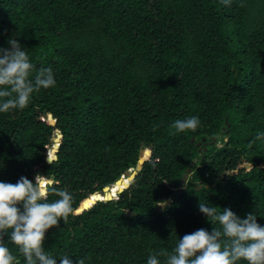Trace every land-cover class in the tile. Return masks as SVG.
Listing matches in <instances>:
<instances>
[{"label": "trees", "instance_id": "trees-1", "mask_svg": "<svg viewBox=\"0 0 264 264\" xmlns=\"http://www.w3.org/2000/svg\"><path fill=\"white\" fill-rule=\"evenodd\" d=\"M10 38L56 83L0 113V181L40 175L73 195L75 213L46 233L57 260L147 264L212 231L201 201L264 226V141L251 143L264 132V0H0V48ZM194 116V131L170 127ZM144 147L129 189L100 199Z\"/></svg>", "mask_w": 264, "mask_h": 264}, {"label": "clouds", "instance_id": "clouds-1", "mask_svg": "<svg viewBox=\"0 0 264 264\" xmlns=\"http://www.w3.org/2000/svg\"><path fill=\"white\" fill-rule=\"evenodd\" d=\"M222 3L229 4L230 0ZM8 45L0 48V113L25 109L35 93L56 83L52 68L37 70L28 49L22 48L17 39L10 38ZM199 126L195 116L177 119L170 125L180 133ZM256 140L264 141V132L251 143ZM53 148L54 145L50 151ZM49 196L57 199L50 201ZM73 203L69 191L58 189L40 175L35 182L23 176L15 184L0 181V264H21L5 242L6 236L22 255L24 264H85L84 259L74 260L68 255L57 260L44 248L46 233L75 213ZM198 207L213 225L212 231L201 228L185 234L171 251L161 249L150 255L147 264H264V226L257 223L255 213L242 219L230 208L221 210L205 201Z\"/></svg>", "mask_w": 264, "mask_h": 264}, {"label": "water", "instance_id": "water-1", "mask_svg": "<svg viewBox=\"0 0 264 264\" xmlns=\"http://www.w3.org/2000/svg\"><path fill=\"white\" fill-rule=\"evenodd\" d=\"M226 129V127L224 128V130ZM206 140L204 139L203 142L204 144L208 145V143L205 142ZM60 138H57L55 140V144H54V148L50 151L49 153V157H48V162H52L55 160V155L58 153L59 151V146H60ZM214 142H210V144H213ZM203 143H199L198 147H200ZM208 148L207 147H203L202 149L200 148V153L202 152H207ZM150 150L147 148H143L140 152V157H139V162L136 166V169H132L128 172H126L124 174V176L118 180L115 184V186L113 187H106L104 189V196L101 195L100 199H105L108 201H112V200H117L118 199V195L121 194L122 192H124L125 190L129 189L130 185L134 182V180L136 179V177L138 176L139 172H141L143 170L144 164L149 160L150 158ZM203 158H205V156H203ZM190 170H188L189 172ZM189 178V174L186 173L182 179L181 182V188L179 189V193H183L185 192V185L187 182V179ZM197 190L200 189V187L196 188ZM171 202L167 201L164 203H160L157 205L156 210L157 211H163L166 207L170 206ZM130 215H133V213H130Z\"/></svg>", "mask_w": 264, "mask_h": 264}, {"label": "rangeland", "instance_id": "rangeland-1", "mask_svg": "<svg viewBox=\"0 0 264 264\" xmlns=\"http://www.w3.org/2000/svg\"><path fill=\"white\" fill-rule=\"evenodd\" d=\"M59 138V137H58Z\"/></svg>", "mask_w": 264, "mask_h": 264}]
</instances>
